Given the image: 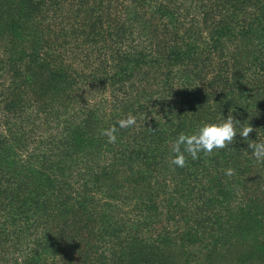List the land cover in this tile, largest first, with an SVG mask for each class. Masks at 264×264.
<instances>
[{
    "label": "trees",
    "instance_id": "1",
    "mask_svg": "<svg viewBox=\"0 0 264 264\" xmlns=\"http://www.w3.org/2000/svg\"><path fill=\"white\" fill-rule=\"evenodd\" d=\"M229 113L264 142V0H0V264L264 263L248 141L170 163Z\"/></svg>",
    "mask_w": 264,
    "mask_h": 264
},
{
    "label": "clouds",
    "instance_id": "2",
    "mask_svg": "<svg viewBox=\"0 0 264 264\" xmlns=\"http://www.w3.org/2000/svg\"><path fill=\"white\" fill-rule=\"evenodd\" d=\"M136 124V117L131 113L126 118L117 121L120 129L131 128ZM237 124H240V122L234 118L232 113H229L227 118H224L220 123H206L193 134H179L172 147L174 155L170 158V163L175 167L184 168L186 166L185 153L192 160L199 159L200 153L210 156L214 150H223L232 145L238 135L244 141H248L247 145L248 149L251 150L252 157L258 162H264V142L248 139L249 135L256 131V129L248 123L241 127L238 134L236 130ZM116 132L117 126L113 125L103 130L102 135L107 137L108 143H115L117 139ZM225 175L231 177L235 175V170L231 168L226 169Z\"/></svg>",
    "mask_w": 264,
    "mask_h": 264
},
{
    "label": "rangeland",
    "instance_id": "3",
    "mask_svg": "<svg viewBox=\"0 0 264 264\" xmlns=\"http://www.w3.org/2000/svg\"><path fill=\"white\" fill-rule=\"evenodd\" d=\"M257 258L258 256H254L253 258L251 259H248L246 262H243V263H238L236 262L234 259V253L231 252L226 259H222L220 261H217V262H214V263H211V264H262L260 261H257ZM203 262H196V264H201ZM264 264V263H263Z\"/></svg>",
    "mask_w": 264,
    "mask_h": 264
}]
</instances>
